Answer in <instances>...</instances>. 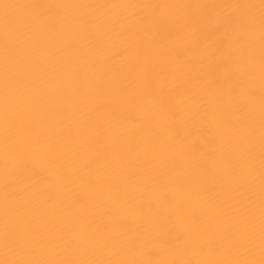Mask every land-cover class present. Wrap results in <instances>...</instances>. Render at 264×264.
<instances>
[{
    "label": "bare ground",
    "instance_id": "obj_1",
    "mask_svg": "<svg viewBox=\"0 0 264 264\" xmlns=\"http://www.w3.org/2000/svg\"><path fill=\"white\" fill-rule=\"evenodd\" d=\"M0 264H264V0H0Z\"/></svg>",
    "mask_w": 264,
    "mask_h": 264
}]
</instances>
